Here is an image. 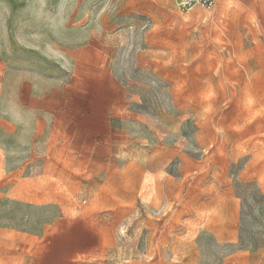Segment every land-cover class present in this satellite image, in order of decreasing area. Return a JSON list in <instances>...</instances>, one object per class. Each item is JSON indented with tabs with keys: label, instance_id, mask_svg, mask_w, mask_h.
Masks as SVG:
<instances>
[{
	"label": "rangeland",
	"instance_id": "374dc122",
	"mask_svg": "<svg viewBox=\"0 0 264 264\" xmlns=\"http://www.w3.org/2000/svg\"><path fill=\"white\" fill-rule=\"evenodd\" d=\"M73 222L99 264H264V0H0V264Z\"/></svg>",
	"mask_w": 264,
	"mask_h": 264
},
{
	"label": "crops",
	"instance_id": "0c3cea01",
	"mask_svg": "<svg viewBox=\"0 0 264 264\" xmlns=\"http://www.w3.org/2000/svg\"><path fill=\"white\" fill-rule=\"evenodd\" d=\"M86 226L78 222L67 224L41 246L31 264H99L96 260L97 239L92 237V230ZM0 229L7 230L6 227Z\"/></svg>",
	"mask_w": 264,
	"mask_h": 264
},
{
	"label": "built area",
	"instance_id": "2783aa9c",
	"mask_svg": "<svg viewBox=\"0 0 264 264\" xmlns=\"http://www.w3.org/2000/svg\"><path fill=\"white\" fill-rule=\"evenodd\" d=\"M174 7L182 12H188L194 8L211 10L215 7L217 0H169Z\"/></svg>",
	"mask_w": 264,
	"mask_h": 264
}]
</instances>
